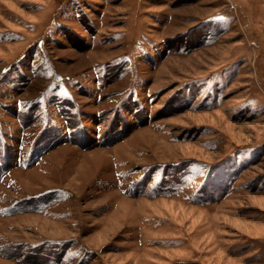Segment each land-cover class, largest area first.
Wrapping results in <instances>:
<instances>
[{
    "label": "rangeland",
    "instance_id": "1",
    "mask_svg": "<svg viewBox=\"0 0 264 264\" xmlns=\"http://www.w3.org/2000/svg\"><path fill=\"white\" fill-rule=\"evenodd\" d=\"M0 264H264V0H0Z\"/></svg>",
    "mask_w": 264,
    "mask_h": 264
},
{
    "label": "bare ground",
    "instance_id": "2",
    "mask_svg": "<svg viewBox=\"0 0 264 264\" xmlns=\"http://www.w3.org/2000/svg\"><path fill=\"white\" fill-rule=\"evenodd\" d=\"M59 167V166H58ZM86 169V168H85ZM95 173V172H94ZM45 175V174H44ZM93 175H95V174H93ZM90 178H91V176H90ZM13 181H16V180H13ZM87 181V180H86ZM86 184V183H85ZM84 187V186H83ZM83 189V188H82ZM76 204V203H75ZM75 206V205H74Z\"/></svg>",
    "mask_w": 264,
    "mask_h": 264
}]
</instances>
